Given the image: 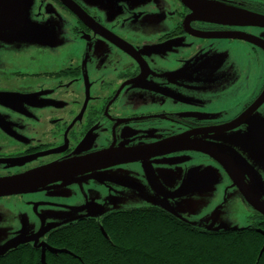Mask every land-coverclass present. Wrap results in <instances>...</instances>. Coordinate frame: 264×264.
<instances>
[{
  "label": "flooded vegetation",
  "instance_id": "obj_1",
  "mask_svg": "<svg viewBox=\"0 0 264 264\" xmlns=\"http://www.w3.org/2000/svg\"><path fill=\"white\" fill-rule=\"evenodd\" d=\"M201 1L264 15V0ZM189 15L180 0H0V179L109 149L139 148L187 136L221 149L245 184L259 185L256 195L264 201V75L259 74L253 93L236 104L230 94L244 91L240 75L234 77L230 68H224L222 84H214L220 65L214 56H222L215 51L219 42L248 44L254 70L261 73L264 29L202 21L185 26ZM234 33L255 41L233 39ZM211 34L230 38H202ZM225 107L223 119L210 112L221 114ZM235 120L239 126L215 134L214 129ZM229 149L236 152V159ZM182 154L198 162L192 166L181 158L164 162ZM174 163L202 166L195 171L207 186L213 170L218 172L225 191L236 192L248 209L249 220L263 217L248 206L216 162L182 150L95 168L36 188L25 186L21 193L0 196V202L44 206L21 199L36 193L41 200L64 188L82 190L91 178L104 187L128 188L111 176L117 168L151 165L156 171ZM189 178L194 176L185 175L184 181Z\"/></svg>",
  "mask_w": 264,
  "mask_h": 264
},
{
  "label": "rangeland",
  "instance_id": "obj_2",
  "mask_svg": "<svg viewBox=\"0 0 264 264\" xmlns=\"http://www.w3.org/2000/svg\"><path fill=\"white\" fill-rule=\"evenodd\" d=\"M139 8L142 9L144 6L141 5ZM79 45L85 47L82 44ZM215 45L219 46L215 50L218 51L217 55L222 53V56H214L219 57L220 60V65L217 66L218 71L215 70L214 74L215 79L218 75L219 83L214 81V84L215 86L222 84L220 73L224 68L225 70L230 68L234 77L240 75L242 85L240 88L244 91L241 90L240 95L230 94L232 100H235L232 104L240 103L253 93L256 80L259 74L263 77L264 69H261V73L259 70H254L257 67L253 62L254 56L250 54L251 49L244 42H219ZM223 97L222 94L218 99L220 103ZM225 110L226 107L221 114L213 109L210 112L216 115V118L223 119L226 116ZM234 147L237 148L236 145ZM179 158L183 160L181 162H190L191 166L198 162L194 156L192 158L185 154L164 162H176L175 160ZM173 165L176 166L173 167ZM133 166L119 167L117 171L111 173V176L117 180L128 184L130 186L128 188L116 190L107 185L104 187L102 183L95 182L91 178L87 180L88 184L82 185V190L77 187L64 188L61 193L55 191L44 195V199L41 200H37L41 196L36 193L28 194L21 199L23 202L44 203V206L25 207L26 204L18 200L17 202L9 199L1 201L0 251L18 242L42 243L47 233L61 224L73 222L81 217L99 220L109 212L125 208L156 207L184 222L199 225L208 230L241 229L251 226L254 222L249 220L248 209L246 210V206L237 193L225 191L221 175L214 170L211 173V184L207 186L204 177L195 171L197 167L202 168L200 165L187 168L174 163L156 171L151 165L148 168L142 166L137 169ZM185 175H192L194 178L184 181ZM258 187L259 185L257 190ZM102 191H104L103 194ZM262 192L264 193V186ZM18 228H20L19 231Z\"/></svg>",
  "mask_w": 264,
  "mask_h": 264
},
{
  "label": "trees",
  "instance_id": "obj_3",
  "mask_svg": "<svg viewBox=\"0 0 264 264\" xmlns=\"http://www.w3.org/2000/svg\"><path fill=\"white\" fill-rule=\"evenodd\" d=\"M253 221L214 231L156 207L120 209L53 229L42 245L19 244L0 264H264V218Z\"/></svg>",
  "mask_w": 264,
  "mask_h": 264
},
{
  "label": "water",
  "instance_id": "obj_4",
  "mask_svg": "<svg viewBox=\"0 0 264 264\" xmlns=\"http://www.w3.org/2000/svg\"><path fill=\"white\" fill-rule=\"evenodd\" d=\"M180 1L190 11V15L187 16L188 18L185 20V26L186 25L188 26L189 22L191 21H202V22L219 24V25L237 26V27H256V28L264 29V15H259L246 11H237L231 8L217 6L215 4H208L201 0H180ZM202 38H230V37H224V36L219 37V36H213L211 34V35L202 36ZM233 39L244 40L246 42L255 41L253 38L248 37L247 35L244 36L238 33H234ZM239 124L240 121L235 120V122H233L230 125L214 129V132L215 134H221L227 130L236 128L237 126H239ZM254 142L255 141L252 139L251 143L253 144ZM178 150L198 152L203 155H206L214 162H216L221 167V169L226 173L228 178L231 180L233 187L236 188V190L244 199V201L248 204V206L252 208L254 212L264 217V201L261 200L258 195H256L260 188L258 187L257 190L256 186L254 187L253 185L249 186L245 184L240 178L238 170L233 166L229 158L223 153L221 149L213 146L212 144L204 143L199 140H195V139L190 140V138H188L187 136L174 137L171 139L161 141L156 144L139 147V148L109 149L82 158H78L76 160H71L61 164H55L50 167H46L42 170L29 172L12 178L0 179V196H8V195L21 193L22 190H25L23 189V187L25 186H27L28 188H36L39 187L41 184H45V183L47 184V182H51L54 180H62V178H70L83 173L94 171L93 169L95 168L103 169L105 167H111L114 165H119L127 162H134L148 158L160 157L170 154L172 152H176ZM229 151L231 152V154L235 159L238 157V155L234 150L229 149ZM247 167L250 168V166L248 165ZM87 218L88 217H81L78 218L77 220L87 219ZM89 219H93V218H89ZM63 225L66 224H61L56 228H59L60 226ZM221 229L226 230L229 228H221ZM23 243H26V241L18 242L13 246L1 250L0 255ZM37 244L34 243V245ZM40 244L42 245V243ZM41 259L43 260V253Z\"/></svg>",
  "mask_w": 264,
  "mask_h": 264
}]
</instances>
